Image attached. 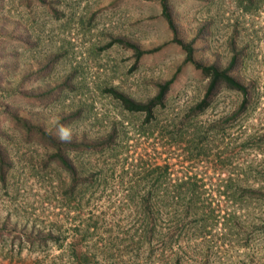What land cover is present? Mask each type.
Instances as JSON below:
<instances>
[{
  "label": "rangeland",
  "instance_id": "374dc122",
  "mask_svg": "<svg viewBox=\"0 0 264 264\" xmlns=\"http://www.w3.org/2000/svg\"><path fill=\"white\" fill-rule=\"evenodd\" d=\"M162 1L0 0V264H264V0H167L193 113Z\"/></svg>",
  "mask_w": 264,
  "mask_h": 264
},
{
  "label": "trees",
  "instance_id": "16d2710c",
  "mask_svg": "<svg viewBox=\"0 0 264 264\" xmlns=\"http://www.w3.org/2000/svg\"><path fill=\"white\" fill-rule=\"evenodd\" d=\"M162 6L164 9L163 15L166 21L168 22L170 29L172 30V34H173L172 39L175 38L174 40H176V42L179 43L180 46L185 50L184 61L195 62L194 63L195 66L199 68L202 74L207 78V84H206V88L203 93V96L192 107V113L200 112L204 110L205 108H207L211 104L216 94L224 87L239 90L247 98V96L249 95L248 87L242 82H240L239 80H237L230 73L231 69L229 67L221 68L220 66L213 64V63L202 64L200 62L195 61L194 55H193V52H194L193 43L192 41L183 40L182 38L178 36L177 27L169 11V5L167 3V0L162 1ZM135 49H136V54H135L136 60H138L143 55V53L148 51V50H142L140 48L137 49V47H135ZM170 84H171V79H167L166 81L160 83L158 85L156 94L153 97H151V99L146 103L136 102L128 95L114 88L110 90L114 93L115 96L120 98L125 108L130 109V110H145L146 119H147L149 116H151V114H153L152 111L157 105H163L165 103V99H166ZM54 90H57V86L52 87L50 91H54ZM42 93L45 94V92H42ZM44 97L45 95H43V97H40V98H44ZM62 145L69 149L74 148V145L72 142H64ZM76 146L78 147L80 145H76ZM55 152H58V153H55L54 156H57V155L61 156V151H58L57 148ZM1 154H2V149L0 148V170L1 172H3V158ZM67 158H68L67 155H66V158L62 155L60 157V160L62 164L65 166V168L70 172L72 178H75L76 169L72 165V163L68 161ZM47 237L53 238V236H48V235L46 236V238Z\"/></svg>",
  "mask_w": 264,
  "mask_h": 264
},
{
  "label": "clouds",
  "instance_id": "9594fccd",
  "mask_svg": "<svg viewBox=\"0 0 264 264\" xmlns=\"http://www.w3.org/2000/svg\"><path fill=\"white\" fill-rule=\"evenodd\" d=\"M58 138L62 141H70L71 140V131L68 128H65L64 126H61L58 129Z\"/></svg>",
  "mask_w": 264,
  "mask_h": 264
}]
</instances>
